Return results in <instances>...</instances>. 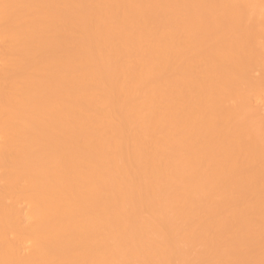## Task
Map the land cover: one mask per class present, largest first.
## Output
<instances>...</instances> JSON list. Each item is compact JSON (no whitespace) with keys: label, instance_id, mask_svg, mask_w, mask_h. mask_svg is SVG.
Wrapping results in <instances>:
<instances>
[{"label":"bare ground","instance_id":"6f19581e","mask_svg":"<svg viewBox=\"0 0 264 264\" xmlns=\"http://www.w3.org/2000/svg\"><path fill=\"white\" fill-rule=\"evenodd\" d=\"M0 264H264V0H0Z\"/></svg>","mask_w":264,"mask_h":264}]
</instances>
